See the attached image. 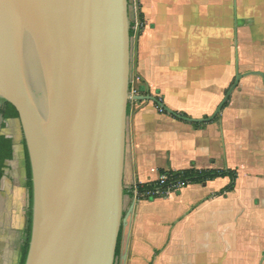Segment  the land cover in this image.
I'll return each instance as SVG.
<instances>
[{"label": "crops", "instance_id": "1", "mask_svg": "<svg viewBox=\"0 0 264 264\" xmlns=\"http://www.w3.org/2000/svg\"><path fill=\"white\" fill-rule=\"evenodd\" d=\"M134 5L131 91L174 115L129 102L124 189L156 182L161 170L232 171L236 181L227 192L230 179L219 177L155 200L124 195L120 264H264V243L234 254L229 231L249 240L264 228V0Z\"/></svg>", "mask_w": 264, "mask_h": 264}, {"label": "water", "instance_id": "2", "mask_svg": "<svg viewBox=\"0 0 264 264\" xmlns=\"http://www.w3.org/2000/svg\"><path fill=\"white\" fill-rule=\"evenodd\" d=\"M128 4L0 0V102L18 113L31 170L24 264H115L127 222L128 103L151 101L174 115L153 97L129 93Z\"/></svg>", "mask_w": 264, "mask_h": 264}, {"label": "trees", "instance_id": "3", "mask_svg": "<svg viewBox=\"0 0 264 264\" xmlns=\"http://www.w3.org/2000/svg\"><path fill=\"white\" fill-rule=\"evenodd\" d=\"M142 22V18H141ZM135 35L134 24L130 23L129 36L132 39ZM132 90L131 83L129 84V92ZM138 95H147L145 87L140 85L136 87ZM129 110V103L127 106V114ZM162 112L164 110L162 109ZM182 117H187L182 114ZM16 145H22L24 150V161H25V177L26 187L29 193V205H28V219L27 227L25 230V239L20 248V260L19 264H24L28 252L30 236H31V195H32V182H31V170L29 158L25 146V140L23 136L22 127L20 124L19 116L15 108L7 102H0V206L4 199L3 195V182L6 179L5 163L12 160L13 147ZM159 175H165L167 180L165 184L161 185L159 181L151 183H136L131 189H124L123 195H127L136 200H155L158 198H164L168 194L177 192L175 186L178 183H183L185 186L188 185H203L207 181L219 177H228L230 184L224 189L225 192L231 191L236 181V173L232 171H215V170H196L190 168L182 171H159ZM121 235L122 228L119 232L117 239V246L115 251V259H118L121 255Z\"/></svg>", "mask_w": 264, "mask_h": 264}, {"label": "rangeland", "instance_id": "4", "mask_svg": "<svg viewBox=\"0 0 264 264\" xmlns=\"http://www.w3.org/2000/svg\"><path fill=\"white\" fill-rule=\"evenodd\" d=\"M128 1L130 23H134V27L136 28V20L134 19V0ZM130 81H134L132 69L130 71ZM129 93L132 95V91ZM5 167L6 179L3 182L4 199L0 206V264H19L20 248L25 239L24 232L27 227L29 205V193L26 187L25 177L24 150L22 145L13 147L12 160L7 161ZM123 200V214L126 215L129 203L126 196H123ZM256 203H258L257 200ZM239 227H243V225ZM245 227H247V224ZM229 231L233 235V237H230L233 238L232 241L230 239V244H233L235 250L234 254L241 253L242 251L244 252V249L242 250V248H244V243H256L258 240L260 244L264 243V228H256L253 233H250L254 234L255 237L249 240H244L240 233L234 232V228L233 230L229 228ZM115 264H120V258L116 259Z\"/></svg>", "mask_w": 264, "mask_h": 264}, {"label": "built area", "instance_id": "5", "mask_svg": "<svg viewBox=\"0 0 264 264\" xmlns=\"http://www.w3.org/2000/svg\"><path fill=\"white\" fill-rule=\"evenodd\" d=\"M131 96H135L134 93H132ZM166 180H167V178H166L165 175H161V176L159 175V177H158V179H157V181H159V183H160L161 185L165 184ZM184 187H185V185H184L183 183H178V184L175 186V189H176V190H181V189H183ZM134 199H135V198H134Z\"/></svg>", "mask_w": 264, "mask_h": 264}]
</instances>
